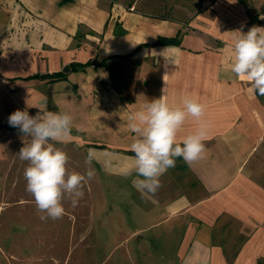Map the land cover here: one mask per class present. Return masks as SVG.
Returning <instances> with one entry per match:
<instances>
[{"label":"crops","instance_id":"1","mask_svg":"<svg viewBox=\"0 0 264 264\" xmlns=\"http://www.w3.org/2000/svg\"><path fill=\"white\" fill-rule=\"evenodd\" d=\"M232 2L199 0L198 10L180 19L135 10V2L0 0V134L19 131L8 123L15 110L35 115L46 105L73 117L61 143L103 146L110 151L93 149L105 169L125 175L136 135L129 116L163 92L174 105L197 97L209 125L206 152L191 165L176 158L162 175L175 184V197L162 202L136 190L140 210L153 207L140 236L174 243L181 264H264V96L231 71L232 31L252 27L250 11ZM260 17L264 12L256 25L264 27ZM178 34L180 46L153 45ZM127 54L118 94L110 73L92 62ZM88 61L84 70L68 68ZM58 72L63 80L52 76ZM197 127L189 117L178 140Z\"/></svg>","mask_w":264,"mask_h":264},{"label":"rangeland","instance_id":"2","mask_svg":"<svg viewBox=\"0 0 264 264\" xmlns=\"http://www.w3.org/2000/svg\"><path fill=\"white\" fill-rule=\"evenodd\" d=\"M104 1L125 6L135 2V10L180 19L199 8V0ZM262 4L264 0L249 2L250 15L260 13ZM24 142L29 137L20 131L3 129L0 134V264H181L172 253L174 243L142 240L140 226L151 222L148 216L153 207L148 204L140 210L134 175L108 172L98 155L91 164L95 175L84 185L78 206L73 208L65 198L62 218L41 220L43 213L26 191L27 162L17 155ZM55 146L68 154L69 171L86 172L90 146L73 142ZM160 182L155 197L163 202L176 196L177 188L169 177L162 176Z\"/></svg>","mask_w":264,"mask_h":264},{"label":"clouds","instance_id":"3","mask_svg":"<svg viewBox=\"0 0 264 264\" xmlns=\"http://www.w3.org/2000/svg\"><path fill=\"white\" fill-rule=\"evenodd\" d=\"M232 33L231 71L239 79L250 82L254 93L264 96V27L253 25L246 33L242 29ZM38 109L35 115L17 109L8 117V123L29 137V142H24L17 155L27 162L23 173L26 191L34 198L37 211L43 213L40 219L57 220L65 214V198L73 208L83 198L84 185L95 175L91 164L96 153L93 148L87 150L85 173L69 171L68 154L55 145L70 137L73 117L67 112L47 110L46 105ZM205 112V105L197 97L186 95L180 105H174L163 92L129 116L128 128L136 135L130 145L134 163L126 169L125 175L135 172L132 183L142 195L157 193L161 187L160 177L175 167L176 158H183L189 165L203 158L205 141L209 138ZM189 117L198 127L178 140Z\"/></svg>","mask_w":264,"mask_h":264},{"label":"trees","instance_id":"4","mask_svg":"<svg viewBox=\"0 0 264 264\" xmlns=\"http://www.w3.org/2000/svg\"><path fill=\"white\" fill-rule=\"evenodd\" d=\"M65 1V0H63ZM240 2L245 6L246 10L249 11V5L248 3L251 2V0H240ZM260 13H256L251 16L250 19V24L256 25L259 22V14L264 12V6L261 7ZM122 31H118V33H121ZM153 45H162V46H167V45H174V46H180L181 45V39L179 34L174 36V37H158V39L155 41ZM139 48V47H137ZM131 54L127 55H118V56H111V57H104L101 59L96 58L92 64L94 67H104L109 73H110V87L114 89L118 94H121V86L123 84V79L120 74V69L122 68V63L121 61L128 60L130 58ZM91 62H86V63H71L69 65L70 70H84L86 66H89ZM54 79L56 80H63L65 78V74L62 72L54 73L52 75ZM114 79V80H113ZM104 84H106L104 82ZM97 148H105L103 146H93ZM129 154H134L133 152H128Z\"/></svg>","mask_w":264,"mask_h":264},{"label":"water","instance_id":"5","mask_svg":"<svg viewBox=\"0 0 264 264\" xmlns=\"http://www.w3.org/2000/svg\"><path fill=\"white\" fill-rule=\"evenodd\" d=\"M63 72H65V73L68 72V68H65L63 70ZM40 77H41V79H47L48 78V75L45 74V75H41Z\"/></svg>","mask_w":264,"mask_h":264}]
</instances>
